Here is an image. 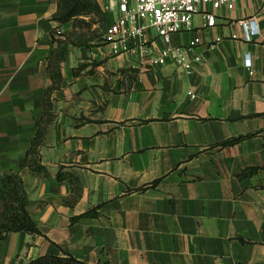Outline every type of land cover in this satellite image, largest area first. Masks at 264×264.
<instances>
[{
    "label": "crops",
    "instance_id": "0c3cea01",
    "mask_svg": "<svg viewBox=\"0 0 264 264\" xmlns=\"http://www.w3.org/2000/svg\"><path fill=\"white\" fill-rule=\"evenodd\" d=\"M57 7L0 0V173L19 172L40 232H8L0 264H264V0L201 5L172 34L200 57L188 70L148 62L153 31L114 52Z\"/></svg>",
    "mask_w": 264,
    "mask_h": 264
},
{
    "label": "built area",
    "instance_id": "2783aa9c",
    "mask_svg": "<svg viewBox=\"0 0 264 264\" xmlns=\"http://www.w3.org/2000/svg\"><path fill=\"white\" fill-rule=\"evenodd\" d=\"M235 0H102V11L113 14L110 24L103 33V41L114 52L129 51L137 43H144L148 38L149 31L159 36L163 45L154 49L151 45L146 46L147 60L150 64H162L173 62L190 69L192 64L200 59L199 56L188 57L185 47L171 43L172 34L188 29L192 23L193 15L203 4L217 9L221 6L232 8ZM215 24L213 11L206 14V25ZM239 24L245 40H250L257 32L253 18H242ZM199 37L193 38L188 48L198 43ZM155 51V52H154ZM247 66L250 60L246 59ZM190 96L195 94L188 92Z\"/></svg>",
    "mask_w": 264,
    "mask_h": 264
},
{
    "label": "trees",
    "instance_id": "16d2710c",
    "mask_svg": "<svg viewBox=\"0 0 264 264\" xmlns=\"http://www.w3.org/2000/svg\"><path fill=\"white\" fill-rule=\"evenodd\" d=\"M92 0H58L55 18L59 23L72 21L74 25H84V15L88 14L93 5ZM239 137L228 138L221 144L232 143ZM29 151H27L28 153ZM26 158L20 160V165ZM35 168H39L36 166ZM157 180L145 184L138 189L152 186ZM28 198L23 180L17 170L3 171L0 173V240L4 239L10 231H25L28 233H40L37 224L32 219L27 209ZM90 213L86 212L85 214ZM35 264H89L85 263L69 253L63 255L45 254L34 260ZM96 264H109L107 261Z\"/></svg>",
    "mask_w": 264,
    "mask_h": 264
},
{
    "label": "rangeland",
    "instance_id": "374dc122",
    "mask_svg": "<svg viewBox=\"0 0 264 264\" xmlns=\"http://www.w3.org/2000/svg\"><path fill=\"white\" fill-rule=\"evenodd\" d=\"M90 5H93L91 10L88 14L84 15V20L87 23L84 25H74V31L78 33L77 38L79 39L81 37L96 39L104 33L106 27L110 24L111 19L106 12L101 10L98 0H92Z\"/></svg>",
    "mask_w": 264,
    "mask_h": 264
},
{
    "label": "water",
    "instance_id": "95a60500",
    "mask_svg": "<svg viewBox=\"0 0 264 264\" xmlns=\"http://www.w3.org/2000/svg\"><path fill=\"white\" fill-rule=\"evenodd\" d=\"M126 80H127V82H128V85H130V83H131V77H130V76H127V77H126Z\"/></svg>",
    "mask_w": 264,
    "mask_h": 264
}]
</instances>
